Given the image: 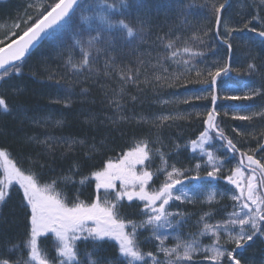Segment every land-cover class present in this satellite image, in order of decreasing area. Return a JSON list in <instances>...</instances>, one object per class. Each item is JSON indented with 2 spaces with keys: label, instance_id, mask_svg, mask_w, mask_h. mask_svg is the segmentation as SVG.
<instances>
[{
  "label": "trees",
  "instance_id": "obj_1",
  "mask_svg": "<svg viewBox=\"0 0 264 264\" xmlns=\"http://www.w3.org/2000/svg\"><path fill=\"white\" fill-rule=\"evenodd\" d=\"M12 1L16 2L17 0ZM56 2L58 0H45L44 7ZM209 2L213 1L142 0L144 7L141 8L136 6L135 0H127L130 7L124 8L120 4V0H107V3L104 0H81L67 24L62 26L57 33L56 39L46 37L40 46L24 58L19 74L11 73L0 80V97L6 101L9 108V111L5 112L0 107V149L7 150L9 159L13 160L25 174L35 173L43 181L56 180L59 182V189L65 192L69 198L79 192L81 200L91 202L95 199L96 194L94 177L91 182L83 186L78 182L66 185L62 178L72 176L75 181H79L82 176H90L92 172L101 170L109 159L115 162L134 145L133 141L136 138L151 132V124L145 122L139 124L140 118L137 117H135L136 120L129 118L124 121L119 119L115 112L117 103L123 105L124 102V109L127 108L128 104L124 101L125 92L130 93L139 82H143L144 80L141 78L146 74L189 73L185 71L183 60H189L199 69H204L211 63V60L217 59L223 51H226L225 54L229 58L227 65L230 66V71L227 75L222 73L218 77L219 82L216 86L220 87L229 77L228 80L238 83L240 86L258 84L264 89V49L263 53L256 56L251 55L239 65V62H236L241 57L239 53L244 55L246 52L242 48L236 50L238 46L234 45L235 37L232 35V38H229V42L232 43L231 54H228L226 44L214 35L217 26L215 17L208 9ZM108 4L118 7L109 9ZM232 7L233 2L227 0L225 8L221 10L220 36H223L224 21L231 16ZM244 10L243 19L240 18L237 22L239 24L236 26V29L240 31L236 33L246 41L256 40L254 42L263 45L264 41L259 37L258 32L264 31V3L250 9L246 7ZM100 12H103L116 27L109 29L108 25L100 20L99 15L95 14ZM254 13L260 16L256 18L253 16ZM84 16L90 18L88 22L83 20ZM146 16L147 21L141 23V20ZM11 17V11H0V18ZM119 20H124L135 31L140 32L142 39L139 37L127 38L126 30L117 24ZM245 23L248 24L247 28H244ZM95 27L104 29L102 36L110 35L112 37V47L108 48L104 43H100L97 45L103 49L100 53H97L95 49H89L91 52L89 65L81 69L79 73L73 72L70 66H66L67 57L71 55L73 62L77 64L82 62L83 56L79 46L75 45V41L83 40L85 48H87V38L89 35L96 34ZM252 28H256L257 32H252ZM202 30L208 32V35L203 38L209 44L214 45L216 55L200 58L192 57L190 53H184L183 48L186 46L191 47L193 51L207 53V47L190 39L193 34L200 35ZM169 41L174 43L175 49L180 50L175 59L171 58V51L175 49L166 47ZM201 59L204 62H200ZM43 60L46 62L41 66L39 63ZM177 61H181V63H177ZM249 63L256 65L255 72L248 71ZM161 64L168 68L167 73L160 70ZM137 69L139 71H136ZM122 71L125 74H131L132 78L124 79L121 76ZM192 72L189 74H194ZM9 80H20L21 83L16 88V90L19 89L16 91L17 93L6 94L4 92L3 85ZM205 87L207 88L206 85ZM138 92V90L132 92L131 95L134 96ZM218 95L220 98L216 101L217 112L223 106L250 107L259 105V101H264V96H255L252 100L245 101L225 100L223 99L224 95L220 93ZM260 98L262 99L258 100ZM211 107L212 103L208 110ZM119 109L121 110V107ZM141 110L142 106L140 105ZM121 112L124 113L123 107ZM148 113L150 112L143 110L141 114L146 117ZM218 113L217 121L241 152L256 149L258 142L264 143V139H260L261 133H264V118L259 116L253 117L252 120L234 118V124L226 121L224 116L220 112ZM204 119L205 116L202 115L199 120L190 124L188 140L183 145L197 139L199 133L204 130ZM57 121L61 123L58 125ZM250 126L256 127L257 131L262 132L252 131L251 134L254 135L251 136L247 144H244L247 140H243V135H239L235 127H240L243 130ZM233 129L234 132H232ZM174 134L173 132L171 135L178 138ZM48 137L52 139L44 143ZM72 140L83 141V143H75L72 149L68 150L65 141ZM214 143L216 145V148L213 149L214 152L220 150L225 155L226 167L221 169L220 173L221 176H225L229 174L228 170L233 169L238 163L239 153H230L227 149L221 148L219 141H214ZM93 145L95 151L91 150ZM168 149L166 151H169ZM171 151L173 152L172 159L184 168L191 167L195 161L206 160V157L201 159L198 153H194L190 146L181 148L178 153L173 146ZM248 154L252 155L253 152L249 151ZM261 155L264 154L256 153V159H260ZM261 162L264 163V160ZM140 168L141 166L137 165L136 171L139 172ZM4 176L3 161L0 159V180ZM214 182H221L222 187H229L228 182L224 179H216ZM115 183L116 190H120L122 181L117 180ZM100 196L102 202L104 200L114 202V194L111 190L107 195L101 190ZM126 203L125 199L119 202V205L126 208L128 206ZM22 204V190L13 182L9 189L8 199L0 206V260H9L11 264H16L17 260L21 264H25L30 260V250L24 245V241L28 239L29 230L26 213L30 210L24 208ZM229 205L230 202L225 199L210 204L203 202L199 209L220 211V208L224 207L226 210ZM53 242V235L46 233L38 238V247L41 250L42 247L47 248L52 264H58L54 259L57 253L54 250ZM150 243L146 239H140L139 246L143 252H153ZM17 244L20 245L19 250L10 251L12 245ZM80 248L83 250L84 246L81 245ZM233 248H235L234 243L230 244L229 251ZM105 249L97 255L115 258L117 252L115 241L105 245ZM88 250L91 251L89 247ZM263 255L264 238L259 234L254 237L253 241L247 242L242 249L237 250V258L241 260V264L246 262L264 264ZM80 259L87 264V257L83 255V251H81ZM226 262L223 261L222 264H226ZM137 264H141V262H137ZM205 264L216 263L206 262Z\"/></svg>",
  "mask_w": 264,
  "mask_h": 264
},
{
  "label": "snow or ice",
  "instance_id": "obj_2",
  "mask_svg": "<svg viewBox=\"0 0 264 264\" xmlns=\"http://www.w3.org/2000/svg\"><path fill=\"white\" fill-rule=\"evenodd\" d=\"M107 3V0H104ZM227 2V0H225ZM264 3V0H261ZM137 7H144L142 0H135ZM80 4V0H58L53 5H48L46 8L41 5L42 11L37 18L31 23L22 34L16 32H6L3 39H0V80L11 73L19 74L21 66L26 54L30 53L34 42L48 37L56 39L57 33L62 26H65L69 21L73 11ZM120 4L124 8H129L127 0H120ZM109 9L118 7L114 4L107 5ZM225 8V3L217 5L214 2L208 3V9L212 16L215 17V25L217 30L214 35L223 40L228 49V54H231L232 43L229 38H232L234 32L240 31L236 28L228 27L227 20L224 21V36H220L219 27L221 25V10ZM94 11V10H93ZM99 15L102 22L108 25L109 29L116 27L108 17L103 13H95ZM32 18L29 17V20ZM88 16H84L85 22L89 21ZM147 21L141 20V23ZM117 24L126 30L127 38L139 37L142 39L140 32H137L124 20L117 21ZM19 27V25H16ZM248 24H244L247 28ZM95 35H89L85 42L83 40H76L75 45L79 46L80 52L83 56L81 63L73 62L72 56L69 55L66 60V66H70L73 72L79 73L81 69L89 65V56L91 52L89 49H95L97 53L103 49L97 47L98 44L104 43L108 48L112 47V37L102 36L104 31L101 27H95ZM252 32H257L256 28L251 29ZM207 31H201L200 35L193 34L190 39L199 43V45L207 47L205 51H193L191 47H184V53H190L192 57L204 58L207 55H216L214 45L209 44L203 37L207 36ZM259 37L264 41V31L258 32ZM169 49H175L172 41L166 45ZM179 49L171 51V58L175 59ZM249 51L251 48L249 46ZM200 62H204L201 59ZM181 63V61H177ZM185 71L191 73L195 71L196 77L205 76L203 80L198 79L196 82L202 83L210 88L212 91L208 93L211 98L212 107L210 110L203 113L205 119L203 121L204 130L199 133L195 140H191L187 145L175 144L174 150L178 153L181 148L191 147L194 153H198L200 158L204 160V166L211 168V171H206L204 175L200 174L201 163H196L194 169L177 168L175 164H169L168 159L160 148H150L149 141L142 139L134 142L125 153H123L115 162L109 159L106 165L98 171H94L90 176H82L79 181H75L74 177H63V182L68 184L79 183L81 186L91 182L94 177L95 183V199L91 202H86L80 199V193L77 192L70 199L69 196L57 190L56 180L51 183L41 186L39 176L35 173L25 174L15 162L9 159L7 150L0 149V159L3 161V168L5 176L0 180V206H2L9 196V189L15 182L22 190L23 204L22 206L30 211L26 213L28 217L29 230L28 239L24 241L25 247L30 250V260L25 264H52L47 258V254L38 247V238L43 234L51 233L54 237L53 247L57 253L54 258L58 264H85V261L80 259L81 251L87 257V264H190L193 260V255L201 252L203 261L198 264H204V261H215L216 264H222L224 259H227L229 264H241V260L237 258V250L242 249L244 244L253 241L254 237L259 234L264 238V155L260 159H256V153L264 154V143H257L256 149H249L241 152L231 138H229L220 123L217 121L219 113L216 110V101L219 97L217 92V78L223 74L227 75L230 71V66L227 64L222 66H215V70L211 68L199 69L196 64L189 60H183ZM247 69L250 73L257 70L256 65L249 63ZM160 70L163 73L168 72V68L160 65ZM136 71H139L137 69ZM124 79H131V74L121 72ZM181 74L175 75L174 79H180ZM169 77L167 75H156L155 81L157 86L167 84ZM138 80V77H137ZM207 91V89H205ZM225 92L237 91L228 86L224 88ZM243 95H224L225 100H252L255 96H264V89H257L248 87L247 85L239 89ZM204 95H196L190 99H205ZM133 99H135L133 97ZM185 103L188 100L184 101ZM0 107L5 112L9 111L6 101L0 97ZM120 105L117 103V109ZM236 111L242 110V106L233 105ZM228 114L227 111L224 113ZM199 116L201 113H195ZM254 116L264 118V109L259 112H252L250 115H237L236 119L252 120ZM170 116H161L156 119L161 122L171 119ZM119 119L124 120L126 117L120 116ZM115 122V121H113ZM58 125L60 121L56 122ZM159 126V125H158ZM239 135H243L240 133ZM253 136L254 134H249ZM52 139L48 137L47 140ZM63 140L64 138H59ZM260 139H264V133H261ZM214 141L220 142V147L227 149L230 153H239V161L233 169L228 170L229 174L221 176V168L224 167L225 160L218 157L214 150L216 145ZM68 145V150L72 149L73 144L83 143V141H65ZM51 147V145H49ZM95 151V146L91 147ZM218 150V149H217ZM253 152L249 155L248 152ZM159 157L160 165L155 169L149 170L153 160ZM246 161V163H245ZM147 162V163H146ZM137 165H140V171H136ZM171 168V171L168 169ZM195 171V176L187 175L188 172ZM164 179L161 181L160 177ZM178 177H182L179 179ZM155 178V179H154ZM209 179L215 181L216 179H224L229 184L234 186L236 192L231 195V200L236 202L233 204L234 210L229 213V219L223 222H217L212 225L204 222L201 235L205 232H210L216 237V242L211 246H206L201 249L195 241L192 243H177L173 248H166L163 246L164 240L167 238L162 234V229H173L175 226L183 223V220H178L176 217H182L183 213H172L167 211L166 205L170 201L193 200L200 194L202 185L208 182ZM122 181L120 190H116V181ZM183 181H188L191 185V191L183 184ZM195 181V183H193ZM158 185V186H157ZM176 185H181L176 189ZM104 191L105 195L111 190L114 194V202L104 200L101 201L100 192ZM179 192V194H175ZM140 201L143 203L142 214L146 219L137 222L133 220L119 219L118 205L121 200ZM215 198V191L207 197L208 200ZM205 215L210 216L209 213ZM204 217H201V221ZM239 226V231L233 234L230 228ZM131 231H127L128 228ZM151 228V236L155 241L160 242V247L157 253L143 252L139 246L140 242L137 239L138 229ZM220 231L227 233L228 242L234 243L235 248L228 251L225 246L219 244ZM148 238H146L147 240ZM179 240V237H177ZM111 241L116 242L117 252L115 258L111 256H98L97 254L105 251V245ZM84 245L83 250L79 247ZM88 245H91V251L88 250ZM20 245H12L11 250H19ZM163 253L165 260L158 259V254ZM211 253V255H209ZM95 257V258H94ZM174 257V259H172ZM0 264H11L9 260H0ZM16 264H21L19 260Z\"/></svg>",
  "mask_w": 264,
  "mask_h": 264
},
{
  "label": "rangeland",
  "instance_id": "obj_3",
  "mask_svg": "<svg viewBox=\"0 0 264 264\" xmlns=\"http://www.w3.org/2000/svg\"><path fill=\"white\" fill-rule=\"evenodd\" d=\"M5 5L10 6L11 9H8V11H11L12 17L11 18H0V39L4 38V35L6 32H16L18 35L20 32H22L28 25H30L35 18L40 14L42 11L41 5L45 6V0H17L16 2H13L12 0H5ZM217 5L220 3H226L225 0H211ZM233 7L231 8V16L228 18V27L230 28H236V26L239 24L240 18L243 19V14L245 12V8H251L254 6H261V0H232ZM14 5V6H12ZM254 17H259L257 13H254ZM29 17L32 19L29 20ZM245 20V19H244ZM16 25H19V27H16ZM223 29V36H224V28ZM240 34H237L236 32L233 33V36L235 37L234 45H237L239 50H245L246 54L243 55V53H239L241 57H239L236 62H239L238 64H242V62H245L244 60L247 59V57L256 56L257 54L263 53L264 44L256 43L254 41H246L244 40ZM249 46L251 48V52L249 51ZM235 47V46H234ZM47 49V48H46ZM226 51H223V53L216 59L214 58L211 60L206 68H211V70H215V66H222L225 64H228V56L225 54ZM58 53V52H56ZM227 53V52H226ZM238 53V52H237ZM239 55V56H240ZM233 56V54H232ZM241 58V59H240ZM48 61V60H47ZM46 60H43L41 63H39L41 66L43 63H45ZM215 62V66H214ZM201 70H203L201 68ZM189 74V73H182V76L180 79H174L173 77L177 74H180L179 72H174L170 74H163L161 76L167 75L169 77L167 84H161L160 86H157V82L155 81V76L159 75L156 73H149L143 76L141 79H143V82H139L133 90L130 93L125 92V98L124 101L126 102L127 108L124 109V102L123 105H120L121 110L123 107L124 113L121 112L120 109L115 108V112L117 116H125L128 120L129 118L135 119V117L140 118L138 123H146L151 124V132L148 134H144L142 136H139L136 138L134 142L147 139L149 141V147L150 148H160L162 152L165 153L166 158L168 159L169 164H175L177 168H184L181 167L178 163H176L172 159V151L171 147L175 146V144L183 145L187 142V134H189V126L192 123H195L197 120H199L200 117H202L203 113L206 112L210 106H211V98L208 96V93L212 90L210 88H206L204 84L196 82L198 79L203 80L206 78L205 76H202L200 78L196 77L195 71ZM229 77L224 81L223 84L220 85V87H217V92L221 95H243L242 91H239V89L244 88L246 85H238V83L231 82L228 80ZM228 80V81H227ZM234 81V80H233ZM219 82V78H217V83ZM20 80H9L4 83L3 89L6 94H13L16 91V88L20 84ZM225 86H228L232 89H237V91H228L225 92L224 88ZM248 87L262 89L260 85L255 84H249ZM263 86V85H262ZM207 89V91H205ZM139 91L134 96L131 95L132 92ZM123 91V90H122ZM121 92V91H120ZM17 93V92H16ZM123 94V93H122ZM196 95H204L205 99H190L193 96ZM133 97L135 99H133ZM262 98L258 99L261 100ZM188 100L187 103L184 101ZM259 105H254L250 107H242V110L236 111L232 108V106H223L218 109V112H220L226 121L234 123L233 119L237 115H250L252 112H259L262 109H264V101H259ZM140 105L142 106V110L140 111ZM149 111L150 113L147 114L146 117H143L141 114L142 111ZM127 111V112H125ZM140 111V112H139ZM225 111L228 112L227 115H225ZM195 113H201V115L197 116ZM122 114V115H121ZM161 116H170L171 119L164 121L162 124L159 120H157V117ZM255 117V116H254ZM125 121V119H124ZM235 124V123H234ZM159 125V126H158ZM236 131L240 134L242 133L243 140H247L244 144H247L250 141L251 132L255 131V133H261L262 131H257L256 127L250 126L246 129H240V127H235ZM179 131V133H178ZM175 133L174 135L178 138H175L172 133ZM234 132V129L233 131ZM178 134V135H177ZM236 134V133H235ZM171 135V136H170ZM249 140V141H248ZM174 141V142H173ZM176 141V142H175ZM244 142V141H243ZM169 148V151H166V149ZM218 157L223 158L225 160L224 167H226V159L225 155L220 151H216L215 153ZM201 163V169L200 174L204 175L206 171H211V168H206L204 166V160H198L193 162V165L189 167L188 169H194V166L196 163ZM161 161L159 157H156L152 164L150 165L149 170L155 169L160 165ZM223 167V168H224ZM221 168V169H223ZM171 171V168L168 169ZM189 176H195V171L188 172ZM179 179H182V177H178ZM155 179V178H154ZM164 179L163 176L160 177V180L162 181ZM39 182L41 186L44 184L51 183V181H43L39 179ZM57 182V190L62 191L59 189V182ZM195 183V181H193ZM221 182L215 183L211 179H209L208 182H205L202 185L200 194L195 197V199L189 201L182 199L180 201H170L169 205H166V209L169 212L172 213H183L182 217H176L178 220H183V223L179 224L178 226H175L173 229H162L161 232L163 235H165L167 238L164 240L163 246L166 248H173L177 245V243H192L193 241L196 242L198 246L203 247L211 246L216 242V237L212 235L210 232H205L203 235H201V231L203 230V224L204 222H207L208 224L215 225L217 222H223L227 219H229L228 214L233 212L234 210L238 211L239 209H234L233 204L236 203L231 200V195H233L236 190L234 189L233 185L228 184V188L222 187ZM183 184L186 185L191 191L192 185L188 181H183ZM158 186V185H157ZM181 185H176V189H179ZM215 191V198L213 200H208L207 197L212 194V192ZM175 194H179V192H176ZM71 199V198H70ZM126 199V198H125ZM124 199V200H125ZM227 199L230 202V205L227 207L226 210L223 208H220V211H214L209 209H199L201 207V203H217L220 200ZM122 201V200H121ZM120 201V202H121ZM126 204L128 205L126 208H122L120 205H118V209L120 212L119 219H123L125 221L127 220H133L140 222L146 217L142 214L143 209V203L137 200L134 201H127ZM206 213H209L210 216L205 215ZM201 217H204V220L201 221ZM127 231H131V228L129 227ZM230 231L235 234L239 231V226H234L230 228ZM152 229H138V235L137 239L140 242V239H146L150 243V246L152 247V251L154 254L157 253L158 247H160V242L155 241L151 236ZM179 237V240L177 239ZM219 244L221 246H225L227 250L229 251L230 244H233L231 242H228V235L227 233L220 231V237H219ZM81 246V245H80ZM79 246V247H80ZM84 246V245H83ZM88 247L91 249V245H88ZM42 251L47 254V258L52 262L51 255L49 251H47V248L42 247ZM211 255V253H209ZM158 259L161 261L165 260V256L163 253L158 254ZM174 259V257H172ZM262 260L264 261V255L262 256ZM203 261V256L201 255V252H197L193 255V260L190 262V264H198V262ZM223 261H227L226 264H229L227 259H224ZM206 262L210 263H216L215 261H204V264ZM244 264H249L248 262Z\"/></svg>",
  "mask_w": 264,
  "mask_h": 264
},
{
  "label": "water",
  "instance_id": "obj_4",
  "mask_svg": "<svg viewBox=\"0 0 264 264\" xmlns=\"http://www.w3.org/2000/svg\"><path fill=\"white\" fill-rule=\"evenodd\" d=\"M73 12H74V11H73ZM45 38H46V37H45ZM45 38L40 39V40H38L37 42H34V46L31 47V49H30V53H29V54H26L25 58H26L28 55H30V54L35 50V48H37L38 46H40V45L42 44V42L45 40Z\"/></svg>",
  "mask_w": 264,
  "mask_h": 264
},
{
  "label": "bare ground",
  "instance_id": "obj_5",
  "mask_svg": "<svg viewBox=\"0 0 264 264\" xmlns=\"http://www.w3.org/2000/svg\"><path fill=\"white\" fill-rule=\"evenodd\" d=\"M228 1H230V0H228ZM5 2H6L5 0H0V11H7L10 8V6L5 5Z\"/></svg>",
  "mask_w": 264,
  "mask_h": 264
}]
</instances>
